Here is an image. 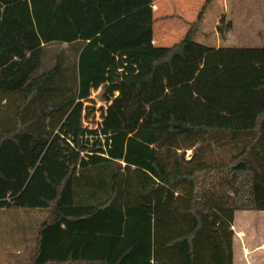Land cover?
Wrapping results in <instances>:
<instances>
[{
    "label": "trees",
    "instance_id": "16d2710c",
    "mask_svg": "<svg viewBox=\"0 0 264 264\" xmlns=\"http://www.w3.org/2000/svg\"><path fill=\"white\" fill-rule=\"evenodd\" d=\"M154 7L0 0V264H234L236 213L264 211V47L197 42L203 14L157 46Z\"/></svg>",
    "mask_w": 264,
    "mask_h": 264
},
{
    "label": "rangeland",
    "instance_id": "374dc122",
    "mask_svg": "<svg viewBox=\"0 0 264 264\" xmlns=\"http://www.w3.org/2000/svg\"><path fill=\"white\" fill-rule=\"evenodd\" d=\"M207 1L208 0H180V2L177 3L178 5L176 6H173L170 3L162 2L160 4V10L156 11L155 14V17L157 19L155 33L158 35L157 31L161 26L164 25H174V28L172 31L169 32L167 38L162 41L158 46L174 47L175 45L179 44L186 37L187 31H189L190 26L188 25V22H195L198 17H200L202 14L204 16V19L202 21L201 28L203 26V30L206 33L208 31H213L212 33L215 35L228 34L230 37L242 35L240 39L236 42L230 40L231 38H228L227 42H224V39L222 46H264V0H228V15L224 18L222 25L218 23V16L223 14L226 9L224 5V0H214V3L210 5L209 8L207 7L206 10H204V6ZM240 2L250 4L246 7V9L240 11V13L242 14L241 19H237L235 17L233 18V13L235 15L236 13H238V11L233 8V6ZM179 6H183L184 11L183 8H180ZM174 14H181L182 17L174 16ZM166 15L172 16L169 19H162V16ZM245 35L251 41L242 43L243 39L245 38ZM196 40L197 42L203 43L205 39L203 38V36L199 35L197 36ZM208 44L210 46H216V37L213 38ZM55 47L57 48V51L60 50L59 45H55ZM46 62L48 67L52 66L55 63L54 53L51 47L47 48ZM92 96V99L96 102L98 110L103 105H106L100 99V94H98V92L95 95L93 94ZM188 156H190V153H188ZM243 215L245 216V220H247L248 216L246 214ZM258 233L259 234L255 235L257 239H264V227L263 229H259ZM242 259L244 260V263L242 262ZM234 260L235 264H251V262H254L253 259H251V261H246L244 255L241 254V250L235 251V246Z\"/></svg>",
    "mask_w": 264,
    "mask_h": 264
},
{
    "label": "crops",
    "instance_id": "0c3cea01",
    "mask_svg": "<svg viewBox=\"0 0 264 264\" xmlns=\"http://www.w3.org/2000/svg\"><path fill=\"white\" fill-rule=\"evenodd\" d=\"M185 1V0H184ZM162 2H166V3H170L173 6L178 5L177 3L180 2V0H155V14L156 11L160 10V4ZM250 3H244V2H240L237 3L236 5L233 6L234 9H236L238 11V13H236V15L233 13V18H242V14L240 13L241 10L246 9V7L249 5ZM224 5L226 7L225 11L223 14L218 16V23L220 25H222V22L224 21V18L228 15V6H229V2L228 0H224ZM180 8H183V6H179ZM184 11V8H183ZM184 13V12H183ZM172 15H166V16H162L163 18H171ZM174 16H178V17H182L181 14H174ZM156 19V17H155ZM167 22V21H166ZM165 22V23H166ZM191 22H188V25L190 26ZM193 23V22H192ZM157 24V19H156V23L155 26ZM174 28L173 26H168V25H164L161 26L159 28V30L157 31L158 35L155 33V44L158 46L162 41H164L167 36L169 35V32L172 31ZM190 30V28H189ZM216 30V29H215ZM213 31H208L207 33L203 30V26L202 28H200V30L198 32H196L194 39L196 40L197 36L201 35L203 36V38L205 39L204 42H199L202 44H205L207 46H210L208 43L216 37L217 40V44L216 46H210V47H226V46H222L223 40L224 42H227L228 38H231L230 40L236 42L240 39V37L242 35H238L236 37H230L228 34H220V35H215L212 33ZM188 33V31H187ZM234 36V35H233ZM197 41V40H196ZM251 41L248 37H246L243 39V42H248ZM248 47H264V46H250V45H245ZM232 47V46H230ZM234 47H239V46H234ZM240 214V215H239ZM243 214H246L248 216L247 220H245V216ZM264 227V211H259V212H238L236 213L235 216V221L233 224V231L235 232L236 238L234 241V246H235V251L241 250V254L244 255V258L246 259V261L253 259L254 262H251V264H264V239H257V237L255 236L258 233L259 229H263ZM244 251V252H243ZM236 255V253H235ZM241 261V260H240ZM242 262L244 263V260L242 259ZM234 264H235V260H234Z\"/></svg>",
    "mask_w": 264,
    "mask_h": 264
},
{
    "label": "built area",
    "instance_id": "2783aa9c",
    "mask_svg": "<svg viewBox=\"0 0 264 264\" xmlns=\"http://www.w3.org/2000/svg\"><path fill=\"white\" fill-rule=\"evenodd\" d=\"M98 92V94H100V99L103 101V103H105L106 105L103 106H107V101H105L103 99L104 95L107 93L106 88L104 87V85L98 83V88L96 90H94L93 94L95 95ZM119 93L117 92L116 95H118ZM93 97V96H92ZM102 108V107H101ZM101 108L98 110V107L96 105V112H95V116L92 117H87L85 118L84 122H85V126L89 127V128H98L99 123H101L102 118H101Z\"/></svg>",
    "mask_w": 264,
    "mask_h": 264
}]
</instances>
